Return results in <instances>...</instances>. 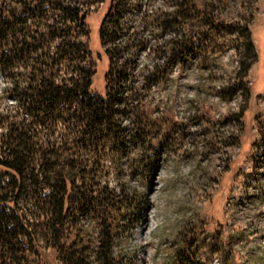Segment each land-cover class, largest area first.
<instances>
[{
  "label": "rangeland",
  "instance_id": "rangeland-1",
  "mask_svg": "<svg viewBox=\"0 0 264 264\" xmlns=\"http://www.w3.org/2000/svg\"><path fill=\"white\" fill-rule=\"evenodd\" d=\"M42 1L49 7L51 0ZM31 2L8 0L7 9L13 12ZM75 2L88 10L90 37L73 22L63 25L60 17L56 27L71 33L69 42H82L90 49L85 65L98 69L95 92L103 93L107 85L116 90L121 78L125 87L137 90L140 141L120 152L121 177L116 175L119 159L109 146L90 158L81 156L85 152L77 146L57 147L66 155L76 153L75 166L109 171L98 188L123 187L131 194L128 209L114 225V264H264V0ZM182 11L185 19H178L173 28L171 15ZM248 34L256 56L251 70L243 74ZM45 40L43 52L57 56L63 38ZM12 41L9 38L8 49L0 46V55L13 54ZM78 67V62L66 61L57 69L65 77ZM24 73L21 64L0 63V117L20 112L27 116L14 89L17 82L27 86L20 77ZM134 121L130 116L121 120L127 140ZM65 128L59 123L58 135ZM33 131L32 135L40 133L34 139L40 148L46 146L49 131L39 127ZM6 132L0 123V136ZM150 144L164 160L152 184L142 176L140 164L133 170ZM144 195L148 207L141 201ZM23 222L25 233L33 238H22L27 262L62 264L60 253L35 237L28 213ZM72 225L69 244L76 250L88 248L90 264H99L93 254L100 245V221L80 208L73 212Z\"/></svg>",
  "mask_w": 264,
  "mask_h": 264
},
{
  "label": "trees",
  "instance_id": "trees-1",
  "mask_svg": "<svg viewBox=\"0 0 264 264\" xmlns=\"http://www.w3.org/2000/svg\"><path fill=\"white\" fill-rule=\"evenodd\" d=\"M7 1L0 0V46L8 49L9 38H13V54L0 55V63L5 67L11 63L21 64L27 71V74L20 75L27 86L17 82L14 88L19 94V108L27 116L20 112L17 116L0 117V123L7 129L6 134L0 136V191H4L0 194V264H29L22 239L28 235L32 238L31 233H25L23 217L26 213L35 224V237H42L57 250L62 264H90L92 256L88 248L76 250L69 244L74 228L73 212L80 208H85L88 214L100 221V245L93 254L95 261L114 264V225L116 218L128 209L131 194L123 187L119 190L109 186L98 188V183L109 176V171L101 167L75 166L76 153L70 154L69 151L66 155L57 147L59 143L77 146L85 152L78 153V156L90 158L98 156L109 146L119 159L116 175L121 177L124 173L121 153L129 151L140 141V114L134 106L137 90L125 87L121 78L120 87L116 90L107 85L103 93L95 92L98 69L96 66L94 69L92 64L85 65L91 55L90 49L82 42H69L68 39L73 38L71 33L66 35L62 28L56 27L60 17L63 25L73 22L83 36L90 37L86 29L89 13L82 3L51 0L46 7L42 0H32L25 5L21 3L10 12ZM59 12L60 16L57 15ZM171 17L173 28L178 19H185L183 11L173 13ZM41 27L47 32L43 33ZM246 37L248 42L244 50L247 57L241 64L243 74L251 70L252 58L256 56L249 34ZM45 38L52 41L63 38L57 56L51 57L49 52H43L47 43ZM66 61L71 64L78 62L81 67L68 71L65 77L61 76L57 68ZM109 74H105L106 83ZM151 78L150 74L147 80ZM125 116L135 120L128 140L127 129L121 122ZM30 120L32 122L27 123ZM59 123L66 125L60 135L57 132ZM38 127L49 131L47 145L42 148L34 140L40 133L31 134L33 128ZM148 148L135 161L133 170L136 172L135 168L140 164L142 176L150 179L152 184L164 160L162 152L153 150L151 144ZM64 160L68 161L67 165L62 164ZM141 201L144 207L149 206L147 195L141 196ZM22 204L25 209L19 210Z\"/></svg>",
  "mask_w": 264,
  "mask_h": 264
}]
</instances>
